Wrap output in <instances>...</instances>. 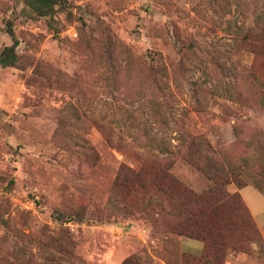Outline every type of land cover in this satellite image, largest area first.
I'll return each instance as SVG.
<instances>
[{
  "label": "rangeland",
  "instance_id": "374dc122",
  "mask_svg": "<svg viewBox=\"0 0 264 264\" xmlns=\"http://www.w3.org/2000/svg\"><path fill=\"white\" fill-rule=\"evenodd\" d=\"M262 20L264 0H60L51 17L0 0V54L12 43L8 24L18 42L16 62L0 65V264L199 255L200 242L166 228L169 203L149 212L140 192L112 199L121 164L153 176L159 150L175 153L189 133L239 165L245 186L227 189L256 215L248 207L261 240L228 250L223 264L240 253L263 264L264 176L247 158L264 145V105L249 80L254 52L240 42ZM170 172L197 193L212 185L179 156Z\"/></svg>",
  "mask_w": 264,
  "mask_h": 264
},
{
  "label": "trees",
  "instance_id": "16d2710c",
  "mask_svg": "<svg viewBox=\"0 0 264 264\" xmlns=\"http://www.w3.org/2000/svg\"><path fill=\"white\" fill-rule=\"evenodd\" d=\"M23 1L37 15L51 17L54 6L60 0ZM6 32L11 35L12 43L5 46L0 54V65L3 67L13 65L17 60L15 49L18 42L9 24L6 26ZM240 42L245 48L254 52L249 80L260 90L259 100L264 105V20L258 24L257 28L246 29ZM130 56L126 50V57ZM141 63L145 66L144 62L141 61ZM144 68L153 70L149 66ZM105 139L115 148L109 136L106 135ZM183 142V148L177 149L175 153L167 147L159 150V153L164 155L155 156L159 166L154 172L155 177L152 174L148 175V178L142 177L143 164L139 166L136 163L121 164L113 183L115 188L113 195L116 197L112 196V199L126 201L127 196L140 192L145 198L144 209L149 212L152 209V203L162 208L164 203H169L172 210L169 212L174 215V222L167 224L166 228L181 237L196 240L202 244V251L197 256L183 253L182 264H223L228 250L247 252L251 241L261 240L259 229L240 193L227 189L231 184L238 188L245 186L238 178L237 166L239 165L236 166V163L230 159L214 158L211 155L213 152L211 144L202 133H189L185 135ZM88 150L94 158L92 148L88 147ZM252 151L247 161L251 162V166L264 176L263 143L256 145ZM178 156L206 175L212 181V185L199 193L183 185L170 172ZM164 160L168 162L165 163ZM123 208L127 210V213L134 212V209L129 207L123 206ZM144 209H139V212L147 217L149 213ZM162 211L160 209L158 216ZM121 264H141V262L132 254L127 256Z\"/></svg>",
  "mask_w": 264,
  "mask_h": 264
},
{
  "label": "crops",
  "instance_id": "0c3cea01",
  "mask_svg": "<svg viewBox=\"0 0 264 264\" xmlns=\"http://www.w3.org/2000/svg\"><path fill=\"white\" fill-rule=\"evenodd\" d=\"M248 207H249V205H248ZM249 209L252 212L250 207H249ZM257 213L261 214V213H264V211H261V212L258 211ZM252 214H253V212H252ZM253 215H254V217H256L255 214H253ZM258 224H259V226L263 232V235H264V222H261V223L258 222ZM183 251L197 254V253H199L200 250L199 251L195 250L191 245L187 244L186 241H183ZM228 264H256V259H254L253 257H251L247 254L240 253L239 255H237V257L234 258V260H230ZM263 264H264V258H263Z\"/></svg>",
  "mask_w": 264,
  "mask_h": 264
}]
</instances>
